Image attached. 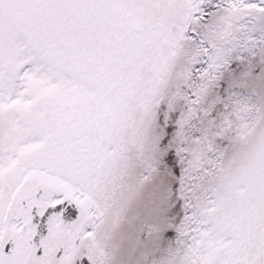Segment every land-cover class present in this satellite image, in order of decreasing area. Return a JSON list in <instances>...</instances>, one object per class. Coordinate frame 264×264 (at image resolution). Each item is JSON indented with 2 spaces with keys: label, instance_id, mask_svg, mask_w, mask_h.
<instances>
[{
  "label": "snow or ice",
  "instance_id": "snow-or-ice-1",
  "mask_svg": "<svg viewBox=\"0 0 264 264\" xmlns=\"http://www.w3.org/2000/svg\"><path fill=\"white\" fill-rule=\"evenodd\" d=\"M0 264H264V0H0Z\"/></svg>",
  "mask_w": 264,
  "mask_h": 264
}]
</instances>
